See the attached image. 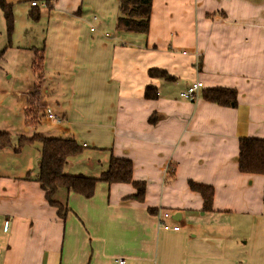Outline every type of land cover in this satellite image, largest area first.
<instances>
[{
  "label": "crops",
  "instance_id": "0c3cea01",
  "mask_svg": "<svg viewBox=\"0 0 264 264\" xmlns=\"http://www.w3.org/2000/svg\"><path fill=\"white\" fill-rule=\"evenodd\" d=\"M5 2L14 27L0 49V132L74 138L99 172L75 156L66 174L99 177L111 156L129 160L144 196L103 181L91 198L58 191L62 218L31 161L11 164L31 144L1 149L0 264H264V175L238 169L239 139L264 140V0H152L144 34L115 29L118 0ZM37 51L33 102L62 124L25 122ZM195 81L198 99L180 98ZM214 88L233 90L234 103L204 99ZM188 182L212 189L210 211Z\"/></svg>",
  "mask_w": 264,
  "mask_h": 264
},
{
  "label": "trees",
  "instance_id": "16d2710c",
  "mask_svg": "<svg viewBox=\"0 0 264 264\" xmlns=\"http://www.w3.org/2000/svg\"><path fill=\"white\" fill-rule=\"evenodd\" d=\"M152 0H118V15L115 29L118 31L146 33L149 26ZM0 10L5 23L6 36L10 42L14 27V17L12 6L5 0H0ZM31 16V14H30ZM38 18L37 15L32 17ZM42 53L37 51L32 63L36 72L37 82L35 91L28 99L25 107V122L29 127H36L41 122L39 119V109L33 101L38 100V91L42 80ZM151 76L158 75L155 70H150ZM204 99L218 105L234 103L235 92L229 89L214 88L202 91ZM38 142L41 144L40 157L35 181H37L44 191L46 201L57 208L59 215L64 218L68 212L66 203L57 201L54 197L59 189L80 195L83 198H91L94 194L95 185L98 181L107 184L130 183L136 193L128 198L142 201L144 196V184L132 180V164L129 160L111 156L107 167L99 177H90L84 174H66L64 167L68 160L78 156L84 149L74 138L43 137L34 134L30 137L19 135L12 137L6 132H0V150L11 147L15 153H19L25 145ZM238 169L245 174L264 175V140L252 138H240L238 142ZM170 171V170H169ZM173 171V170H172ZM171 171V172H172ZM29 176L27 172L26 177ZM173 173L170 174V177ZM191 191L197 192L203 201L202 209L211 210L212 189L207 186L196 185L188 182Z\"/></svg>",
  "mask_w": 264,
  "mask_h": 264
},
{
  "label": "rangeland",
  "instance_id": "374dc122",
  "mask_svg": "<svg viewBox=\"0 0 264 264\" xmlns=\"http://www.w3.org/2000/svg\"><path fill=\"white\" fill-rule=\"evenodd\" d=\"M3 16H2V12H1V10H0V24L1 25H3ZM1 31V35H0V49L2 48V47H4V45H5V43H7L6 42V40H7V36L5 35V33H4V31H2V30H0ZM198 82V81H197ZM0 83L2 84V85H5V81L1 78L0 79ZM202 88V87H201ZM200 88V89H201ZM180 97V96H179ZM21 114H19V121H20V119H21ZM14 122H15V124H16V117H14ZM50 123H52V122H50ZM52 124H56L57 125V123H52ZM62 124V123H61ZM42 125V127H41V129H44L45 130V132H40V133H42V134H48V135H50V133H53V135H56V132H51V131H54V127L53 126H49V125H45V124H41ZM40 144L39 143H33V144H31L30 146H27L26 147V149L23 151V153L21 154V155H19V156H17V157H13L14 158V161H12V166H15L16 164H24V163H26L27 161H31V166H30V168L29 169H31V172H33L34 171V173L36 172L37 173V170H38V163H37V159H39V158H34L33 160L31 159V155H32V153H36V151H40ZM87 156H88V154L87 153H85V152H83L82 153V155L81 156H78V158L77 159H79V160H81V162H82V166H83V171L84 172H86V173H91V172H94L95 174L97 173L98 174V170H96V168H99L98 167V165H94V166H91V167H88V164L87 163H85L86 162V160H88V158H87ZM90 160H92V159H90ZM85 166V167H84ZM67 167H65V169H66ZM88 168L90 169V170H88ZM32 175V174H31ZM59 192H65V190L64 189H59L58 190ZM59 194V195H58ZM54 198L55 199H57V198H60L61 197V195H60V193H58ZM62 198H60V200H61Z\"/></svg>",
  "mask_w": 264,
  "mask_h": 264
},
{
  "label": "built area",
  "instance_id": "2783aa9c",
  "mask_svg": "<svg viewBox=\"0 0 264 264\" xmlns=\"http://www.w3.org/2000/svg\"><path fill=\"white\" fill-rule=\"evenodd\" d=\"M30 4L32 6H35L37 4L36 1H31ZM202 87V83L201 82H193L191 85H189L184 91H181L179 93L180 98L185 99L186 101L189 102H195L198 97H199V90ZM38 109H39V118L41 120H47L48 122H52V123H57L60 124L64 121L63 116L56 114L51 106L47 105L45 107H41V105H38V103H36ZM169 213L166 211H162L159 212L157 214V217H168ZM7 225L8 223L5 222L4 223V229H7ZM163 228H167L166 225H162ZM174 229H177L176 227H174ZM117 264H125V259L124 258H118L117 259Z\"/></svg>",
  "mask_w": 264,
  "mask_h": 264
}]
</instances>
